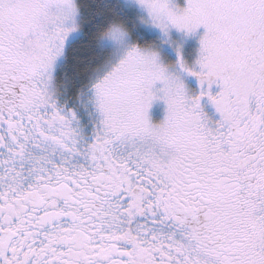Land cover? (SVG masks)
Returning a JSON list of instances; mask_svg holds the SVG:
<instances>
[{"label":"snow or ice","instance_id":"6c2138e0","mask_svg":"<svg viewBox=\"0 0 264 264\" xmlns=\"http://www.w3.org/2000/svg\"><path fill=\"white\" fill-rule=\"evenodd\" d=\"M0 264H264V0H0Z\"/></svg>","mask_w":264,"mask_h":264},{"label":"rangeland","instance_id":"374dc122","mask_svg":"<svg viewBox=\"0 0 264 264\" xmlns=\"http://www.w3.org/2000/svg\"><path fill=\"white\" fill-rule=\"evenodd\" d=\"M193 47H198L197 43L195 41H193ZM164 105L163 104H157L155 106V116L157 119H162L163 118V112H164Z\"/></svg>","mask_w":264,"mask_h":264}]
</instances>
